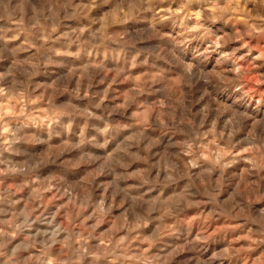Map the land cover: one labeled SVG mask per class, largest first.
Here are the masks:
<instances>
[{
  "label": "clouds",
  "instance_id": "9594fccd",
  "mask_svg": "<svg viewBox=\"0 0 264 264\" xmlns=\"http://www.w3.org/2000/svg\"><path fill=\"white\" fill-rule=\"evenodd\" d=\"M0 264H264V0H0Z\"/></svg>",
  "mask_w": 264,
  "mask_h": 264
}]
</instances>
